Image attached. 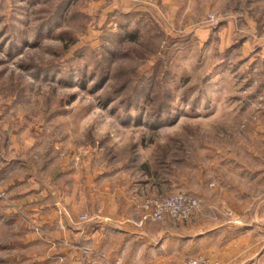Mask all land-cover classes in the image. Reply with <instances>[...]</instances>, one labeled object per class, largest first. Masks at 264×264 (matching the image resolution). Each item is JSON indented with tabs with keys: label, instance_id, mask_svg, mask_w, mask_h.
<instances>
[{
	"label": "rangeland",
	"instance_id": "rangeland-1",
	"mask_svg": "<svg viewBox=\"0 0 264 264\" xmlns=\"http://www.w3.org/2000/svg\"><path fill=\"white\" fill-rule=\"evenodd\" d=\"M189 1L219 25L202 24L205 12L171 28L165 10L112 0H0V264H49L21 198L61 162L124 171L142 199L197 198L187 219L162 220L207 236L184 264H264V113L243 108L262 93L249 68L263 53L251 62L257 41H244L264 35V0ZM230 152L249 170L220 163Z\"/></svg>",
	"mask_w": 264,
	"mask_h": 264
},
{
	"label": "crops",
	"instance_id": "crops-1",
	"mask_svg": "<svg viewBox=\"0 0 264 264\" xmlns=\"http://www.w3.org/2000/svg\"><path fill=\"white\" fill-rule=\"evenodd\" d=\"M121 4L128 9H145L152 5L165 10L171 28L172 25L196 24L208 10L207 5L193 7L189 0H112L111 7L114 9ZM247 39L244 43L248 45L251 40L257 41V50L251 55V62L260 53L264 56V47L259 48L264 45V35L260 38L252 35ZM249 69L256 75L250 88L262 90V93L255 96L253 102L252 98L242 101L247 111L244 113L250 115V111L255 110V104L264 113V64L263 68ZM258 82L262 84L260 88L257 87ZM235 115L231 116L233 120L229 119L230 124L225 123L224 131L236 125ZM230 146L222 145L221 150L217 147L215 152L225 153L222 149L230 150ZM233 153L218 155L220 163L249 170L247 158L239 160ZM63 164L61 162L45 170L46 176L40 182L38 194H32V187H29L21 198L22 205H26L30 216L35 217L42 227L43 239L33 235L30 236V242L37 239L40 245H44L41 258H45V262L184 264V258L192 255L191 243L207 237L192 238L189 233L193 231L192 226L185 223L176 225L171 219L141 223L136 205L143 200L141 195L148 190L144 192V187L129 180L124 171L104 175L103 171H92L84 166L67 168ZM82 215H85V219H80ZM205 250H208L207 246Z\"/></svg>",
	"mask_w": 264,
	"mask_h": 264
},
{
	"label": "built area",
	"instance_id": "built-area-1",
	"mask_svg": "<svg viewBox=\"0 0 264 264\" xmlns=\"http://www.w3.org/2000/svg\"><path fill=\"white\" fill-rule=\"evenodd\" d=\"M220 21V17L215 12L209 11L205 13L201 23L214 27L218 26ZM198 205L197 198L182 192L166 196L151 195L142 200L138 209L140 222L162 221L167 217L187 219ZM80 219H85V215L80 216ZM34 229L43 233L41 227L35 223ZM109 264H120V262H109ZM187 264H221V262L206 255H197L191 257Z\"/></svg>",
	"mask_w": 264,
	"mask_h": 264
},
{
	"label": "trees",
	"instance_id": "trees-1",
	"mask_svg": "<svg viewBox=\"0 0 264 264\" xmlns=\"http://www.w3.org/2000/svg\"><path fill=\"white\" fill-rule=\"evenodd\" d=\"M130 38H131V39H135V38H136V36L132 35V36H130Z\"/></svg>",
	"mask_w": 264,
	"mask_h": 264
}]
</instances>
